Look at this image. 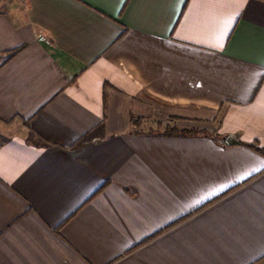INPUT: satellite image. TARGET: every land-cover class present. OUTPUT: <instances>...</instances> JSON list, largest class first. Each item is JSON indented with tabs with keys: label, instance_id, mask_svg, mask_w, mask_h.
<instances>
[{
	"label": "crops",
	"instance_id": "0c3cea01",
	"mask_svg": "<svg viewBox=\"0 0 264 264\" xmlns=\"http://www.w3.org/2000/svg\"><path fill=\"white\" fill-rule=\"evenodd\" d=\"M248 145L264 0H0V264H264Z\"/></svg>",
	"mask_w": 264,
	"mask_h": 264
},
{
	"label": "trees",
	"instance_id": "16d2710c",
	"mask_svg": "<svg viewBox=\"0 0 264 264\" xmlns=\"http://www.w3.org/2000/svg\"><path fill=\"white\" fill-rule=\"evenodd\" d=\"M16 51H18V50H16ZM14 54H15V52L12 53L10 56H13ZM161 126H163V127L165 126V130L162 132L165 135H175V134L180 133L181 135L193 136V135H197L200 133V131L198 129H193V128H191V129H179L176 126H172L170 124H167V125L160 124L159 127H161ZM159 129H161V128H159ZM248 146L251 148H255L257 151H259L260 153H262L264 155V150H261L255 146H253V145H248Z\"/></svg>",
	"mask_w": 264,
	"mask_h": 264
},
{
	"label": "rangeland",
	"instance_id": "374dc122",
	"mask_svg": "<svg viewBox=\"0 0 264 264\" xmlns=\"http://www.w3.org/2000/svg\"><path fill=\"white\" fill-rule=\"evenodd\" d=\"M168 115L169 114H167V113H162V114H160V116L158 117L159 119H165L166 117H168ZM157 118V119H158ZM155 119H156V117H155ZM173 124H170V125H172V126H176L177 128H179V129H191V128H189L188 126H194V125H191V124H189V123H177V122H172ZM159 126L155 123V122H153V120H151V122H149L148 123V125H147V127H145V129L144 130H146V131H160V132H162V131H164L165 130V126L163 127V126H161V127H159V128H161V129H159L158 128ZM183 127H186V128H183ZM188 127V128H187ZM196 129V128H195Z\"/></svg>",
	"mask_w": 264,
	"mask_h": 264
},
{
	"label": "water",
	"instance_id": "95a60500",
	"mask_svg": "<svg viewBox=\"0 0 264 264\" xmlns=\"http://www.w3.org/2000/svg\"><path fill=\"white\" fill-rule=\"evenodd\" d=\"M226 144L227 145H237V144H239V141L236 140L235 138L229 137L226 140Z\"/></svg>",
	"mask_w": 264,
	"mask_h": 264
}]
</instances>
